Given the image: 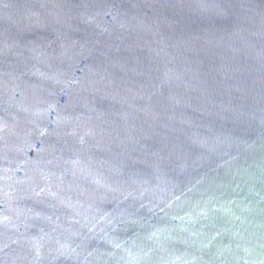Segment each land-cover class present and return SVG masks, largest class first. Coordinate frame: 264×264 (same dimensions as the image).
I'll return each instance as SVG.
<instances>
[{"label":"water","instance_id":"1","mask_svg":"<svg viewBox=\"0 0 264 264\" xmlns=\"http://www.w3.org/2000/svg\"><path fill=\"white\" fill-rule=\"evenodd\" d=\"M0 264H264V0H0Z\"/></svg>","mask_w":264,"mask_h":264}]
</instances>
